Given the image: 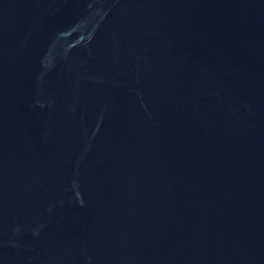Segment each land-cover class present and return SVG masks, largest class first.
<instances>
[{
	"label": "water",
	"instance_id": "95a60500",
	"mask_svg": "<svg viewBox=\"0 0 264 264\" xmlns=\"http://www.w3.org/2000/svg\"><path fill=\"white\" fill-rule=\"evenodd\" d=\"M0 264H264V0H0Z\"/></svg>",
	"mask_w": 264,
	"mask_h": 264
}]
</instances>
